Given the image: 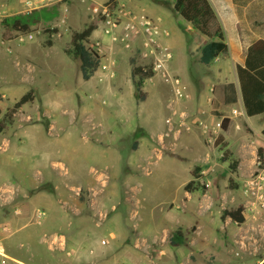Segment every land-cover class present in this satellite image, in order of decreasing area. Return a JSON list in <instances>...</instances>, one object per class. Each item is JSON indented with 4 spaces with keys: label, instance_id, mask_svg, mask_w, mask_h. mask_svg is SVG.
Wrapping results in <instances>:
<instances>
[{
    "label": "rangeland",
    "instance_id": "obj_1",
    "mask_svg": "<svg viewBox=\"0 0 264 264\" xmlns=\"http://www.w3.org/2000/svg\"><path fill=\"white\" fill-rule=\"evenodd\" d=\"M27 1L0 0V121L24 95L33 94L0 133V264H179L191 251L196 260L191 264H250L244 263L249 257L262 258L259 137L255 169L238 188L226 178L228 172L218 178L200 168L192 177L193 193L181 199V184L195 165L204 157L234 164L236 149H226L223 141L216 145L222 136L225 140L218 126L223 119L208 124L179 106L191 98L186 82L194 52L188 23L173 3L42 0L31 9ZM102 6L117 20L118 38L127 35L128 46L104 33L105 17L94 9ZM145 18L168 33L157 38L173 56L162 68L155 69L160 54L144 47ZM15 20L28 23L30 32L4 25ZM92 25L87 46L102 60L84 80L79 61L67 50L72 33ZM3 34L12 41L2 42ZM136 66L154 72L144 81L143 101L132 76ZM242 130L249 134L247 127ZM194 136L201 139L197 148ZM235 191L237 198L230 195ZM241 204L248 224L223 228L225 212ZM201 225L212 227L208 240H202ZM178 230L188 247L171 246ZM193 239L201 252L189 244Z\"/></svg>",
    "mask_w": 264,
    "mask_h": 264
},
{
    "label": "crops",
    "instance_id": "obj_2",
    "mask_svg": "<svg viewBox=\"0 0 264 264\" xmlns=\"http://www.w3.org/2000/svg\"><path fill=\"white\" fill-rule=\"evenodd\" d=\"M36 1L41 2L42 0ZM209 1L215 9L219 22L221 23L225 42L228 46V52L217 57L209 65L200 63L201 48L209 39L188 23L185 32L190 38L188 40L191 45L190 54L191 51L194 52V54H191L192 64L188 68L189 80L186 82L191 90V98L180 103L179 106L186 108L197 120L204 121L208 124H212L216 119H228L227 130H222L225 140L222 136L221 141L224 142V147L227 146L226 149H230L231 147L232 149H236L234 152L236 155V163H230L229 159H227V161H214L210 159L206 160V157H204L203 161L200 162L199 165H195L190 171V178L181 184L183 188L181 199H183L188 192L184 190V186L193 179L192 172L195 168H201L202 171L209 169V171H212L215 175L218 174V178L219 176L223 177V174L228 172L226 178L230 183H235L233 186L238 188L237 184L246 181L248 176L255 169L253 166L256 157V155L254 156V154H256L254 148H257L258 137L260 142L264 145V136L262 135V130H264V112L253 116L247 115L237 73L238 66H245L248 49L257 42H264V0ZM10 41H12L11 37L3 34L2 42ZM210 87L211 89H215L214 94H209ZM233 110H237L238 114L233 116ZM236 126H239L241 130H234ZM243 126L247 127V130L251 132L249 131V134L246 135L242 130ZM251 134H254V136L252 139H249L252 137ZM200 141L201 139L198 136H194L193 145L195 148L200 145ZM251 141H253L252 146L249 145L247 148L246 146ZM205 145L207 146V144ZM216 145H221V142ZM222 162H226L228 165H223ZM192 191H190L191 194L193 193ZM228 194V192L222 193V196L227 197ZM233 194L236 198L239 197L236 191L230 195ZM240 206H242V204ZM247 214L248 213L243 208L245 221L242 224L236 223L239 225L237 230L239 228H245L246 224H248ZM176 223L186 226L189 224L183 221H177ZM233 223L235 222L229 217L225 220L222 227L228 229L229 225ZM200 227L202 228L203 225ZM211 229L212 227H203L201 235L203 236L202 240L209 239L210 235L207 234L212 231ZM184 236L186 239L185 234ZM261 240L264 241V239L259 236V241ZM189 244H194V246H196L195 250L201 252V248H197L199 246H197L195 239L190 241ZM185 246L188 247L186 240ZM175 251L181 254L178 249H175ZM195 261L194 253L191 251L186 255L185 259H181L179 264H191ZM263 261L264 256L257 259L254 256L249 257L244 263L262 264Z\"/></svg>",
    "mask_w": 264,
    "mask_h": 264
},
{
    "label": "trees",
    "instance_id": "obj_3",
    "mask_svg": "<svg viewBox=\"0 0 264 264\" xmlns=\"http://www.w3.org/2000/svg\"><path fill=\"white\" fill-rule=\"evenodd\" d=\"M170 1L174 5V10L179 13L182 18L193 26L202 35L206 36L209 41L204 44L200 51V63L204 65L211 64L217 57L228 52V46L225 42V37L221 23L209 0H163ZM4 25L10 31L27 34L30 32L28 23H22L20 20H15L12 24L4 21ZM94 25L89 26L84 31H75L72 33L70 45L67 50L74 59L80 63V72L84 80H89L98 70L102 56L97 50L91 46H87L88 39L91 36ZM48 44L51 42L48 41ZM237 73L240 81L241 92L246 109L249 116L258 115L264 112V42L260 41L253 44L247 53L245 66H238ZM135 89L138 93L139 100L145 99L143 93V85L146 79L152 78L154 72L152 68L148 70L142 66H136L132 70ZM137 78V79H136ZM33 100L32 92L24 95L14 106L5 113L0 121V133L4 132L9 125L13 123V116L26 103ZM228 119H224L221 124L223 131L227 130ZM264 136V130H262ZM221 140L217 143H220ZM262 154V151H259ZM228 158H223L227 161ZM192 172V176H196V171ZM194 180L185 185V191H192L195 188ZM225 215L237 224H242L245 221L243 215V207L240 206L236 210L225 212ZM170 244L173 247L185 245V236L181 230L175 232L170 239ZM264 264V261L262 262Z\"/></svg>",
    "mask_w": 264,
    "mask_h": 264
},
{
    "label": "built area",
    "instance_id": "obj_4",
    "mask_svg": "<svg viewBox=\"0 0 264 264\" xmlns=\"http://www.w3.org/2000/svg\"><path fill=\"white\" fill-rule=\"evenodd\" d=\"M41 2H37L36 0H28L26 2V5L29 8H35L37 7ZM95 11L97 13H101L102 16L105 17V29H104V33L110 37V39L113 42H117L122 41L125 43L126 46H128V41H126L128 39L127 35L124 38H118L117 34H116V29L118 28V23L117 20L114 19V17L111 15V11L108 8V6H102L101 8H94ZM142 29L143 32L146 34V41L144 43V47L148 48L149 50L151 49V52H157L160 54L161 58L159 59V61L157 62V64H155V69L158 68H162L165 66V64H167L169 61L172 60L173 56L172 53L168 50H162L160 48V45L157 43V38L159 36L162 35V33L167 36L168 33L167 32H162V30L160 29L159 25L157 24V22L153 21L152 19H148L145 18L143 19L142 23ZM176 84L180 85V80H176ZM177 95L179 97H181L183 95L182 89L178 88L177 89ZM233 114H238L237 110H233L232 111ZM221 124H218V126L220 127Z\"/></svg>",
    "mask_w": 264,
    "mask_h": 264
},
{
    "label": "bare ground",
    "instance_id": "obj_5",
    "mask_svg": "<svg viewBox=\"0 0 264 264\" xmlns=\"http://www.w3.org/2000/svg\"><path fill=\"white\" fill-rule=\"evenodd\" d=\"M5 191V190H4Z\"/></svg>",
    "mask_w": 264,
    "mask_h": 264
}]
</instances>
